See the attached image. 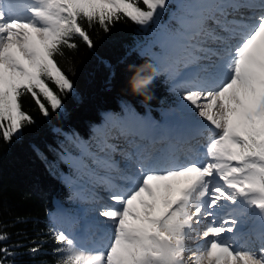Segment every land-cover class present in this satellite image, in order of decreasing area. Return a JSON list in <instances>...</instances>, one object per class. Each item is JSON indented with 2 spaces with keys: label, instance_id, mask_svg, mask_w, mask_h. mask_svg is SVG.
Masks as SVG:
<instances>
[{
  "label": "snow or ice",
  "instance_id": "snow-or-ice-1",
  "mask_svg": "<svg viewBox=\"0 0 264 264\" xmlns=\"http://www.w3.org/2000/svg\"><path fill=\"white\" fill-rule=\"evenodd\" d=\"M168 3L0 0V139H19L35 123L23 110L25 94L44 117L49 107L63 110L61 95L73 94L75 85L56 57L78 47L74 38L92 48L93 24L107 33L126 17L143 28ZM170 19L175 26L156 41L154 74L179 93L194 134L158 137L154 121L131 125L122 117L112 132L130 149L121 151L123 168L112 156V133L94 145L74 141L77 155L57 153L71 170L61 175L70 199L98 203V187L108 194L97 210L106 227L92 247H80L70 230L50 229L57 264H264V246L258 252L237 246V225L248 210L264 219V0H191L177 4ZM100 63L112 68L103 58ZM7 239L0 232V242ZM0 253V264L15 255L8 247Z\"/></svg>",
  "mask_w": 264,
  "mask_h": 264
},
{
  "label": "trees",
  "instance_id": "trees-1",
  "mask_svg": "<svg viewBox=\"0 0 264 264\" xmlns=\"http://www.w3.org/2000/svg\"><path fill=\"white\" fill-rule=\"evenodd\" d=\"M81 22L87 28V21ZM170 22L174 27L175 21ZM88 31L94 47L76 37L78 47H65L64 55L56 57L75 85L73 94L61 95L63 110L49 107V116L44 117L31 95L25 94L23 110L35 123L26 126L19 139L14 137L10 143L0 139V232L8 234L0 247L15 253L4 264H57L60 254L54 249L59 245L50 229L59 227L57 216L65 210L69 218L75 217L79 212L76 201L80 200L70 199L71 190L61 175H71V170L57 153L66 149L77 155L74 141L94 145L109 133L114 144L112 130L120 127V118L131 125H138L141 119L161 123L179 105V93L170 91L171 84L163 75L152 73L153 82L141 90L144 95L130 87L129 80L140 66H147V72L156 63L155 52L145 46L140 25L125 17L107 33L98 24ZM100 58L112 68L102 65ZM37 245L40 251L33 254L30 249Z\"/></svg>",
  "mask_w": 264,
  "mask_h": 264
},
{
  "label": "rangeland",
  "instance_id": "rangeland-1",
  "mask_svg": "<svg viewBox=\"0 0 264 264\" xmlns=\"http://www.w3.org/2000/svg\"><path fill=\"white\" fill-rule=\"evenodd\" d=\"M190 2L191 0L170 1V3H168V7L162 10L160 14L154 18L153 22H151L146 27H141L147 50L158 52L159 45L156 43V41L161 33L174 25L173 22H170V17L173 13L176 12L177 4H187ZM155 47H157L158 49H156ZM203 63L206 64L208 62L203 61ZM187 71L188 75L190 76L196 71V67L193 66L190 70ZM180 104L181 100H179V105L176 106L175 111L171 112L164 122H155L158 126L156 130V134L158 137H166V134H168L167 137H178L194 134V129L185 119L186 113H182L180 111ZM148 121L152 120L148 119ZM201 122L203 124H206V122L202 121V118ZM205 135H207V133H205ZM114 139V145L116 146L117 150L112 154V156L113 159L120 165V167L123 168L125 161L121 156V151L130 149L124 137L117 135L116 137L114 136ZM196 141H198L200 144L205 143L204 137L202 136H198L196 138ZM196 141H194V143ZM166 143L167 140H164L163 143H157L156 147H164ZM95 191L97 192L98 196L102 198L98 203L91 202L87 199H80L76 201L77 205L79 206V212L76 213L75 217L69 218L66 210L57 216L59 227L70 230L72 233H74L78 238L79 246L84 248L92 247V242L95 241L100 235L99 229L106 227L104 223L106 218L100 217L97 210L99 209L101 204L108 203V194L102 187L95 188ZM225 211H227V209H225ZM73 218H76L75 225L73 224ZM253 223H257L256 225L259 228L257 237L250 235V230L252 228L250 225ZM237 227L239 229L240 235L237 246L240 247L241 250L251 249L258 252L259 248L261 246H264V219H261L258 210L250 208L247 212V215L242 219L241 223H239ZM252 237H254L255 239L253 242H251L253 240ZM107 239L108 237L106 236L105 240ZM254 247L258 250H256ZM187 259H190V255Z\"/></svg>",
  "mask_w": 264,
  "mask_h": 264
},
{
  "label": "clouds",
  "instance_id": "clouds-1",
  "mask_svg": "<svg viewBox=\"0 0 264 264\" xmlns=\"http://www.w3.org/2000/svg\"><path fill=\"white\" fill-rule=\"evenodd\" d=\"M146 67L147 66H140L129 80L132 91L141 95H144L141 90L150 85L154 79V76L152 75V73H154V69H150L146 72ZM145 99L150 100L151 96H145Z\"/></svg>",
  "mask_w": 264,
  "mask_h": 264
},
{
  "label": "bare ground",
  "instance_id": "bare-ground-1",
  "mask_svg": "<svg viewBox=\"0 0 264 264\" xmlns=\"http://www.w3.org/2000/svg\"><path fill=\"white\" fill-rule=\"evenodd\" d=\"M250 235H253V230L252 229L250 230ZM252 238H253V240L251 242H253L255 240L254 237H252ZM189 255H190V253L189 254L188 253H185V258L187 259Z\"/></svg>",
  "mask_w": 264,
  "mask_h": 264
}]
</instances>
